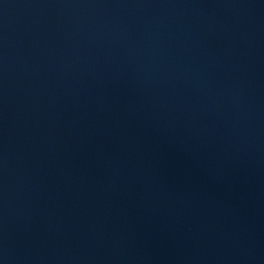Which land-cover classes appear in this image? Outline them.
<instances>
[{
    "label": "water",
    "instance_id": "obj_1",
    "mask_svg": "<svg viewBox=\"0 0 264 264\" xmlns=\"http://www.w3.org/2000/svg\"><path fill=\"white\" fill-rule=\"evenodd\" d=\"M0 264H264V0H0Z\"/></svg>",
    "mask_w": 264,
    "mask_h": 264
}]
</instances>
